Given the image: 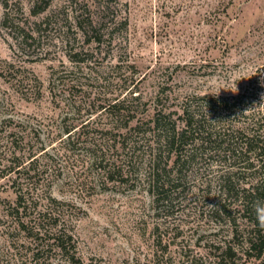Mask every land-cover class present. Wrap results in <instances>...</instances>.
<instances>
[{"label":"rangeland","instance_id":"374dc122","mask_svg":"<svg viewBox=\"0 0 264 264\" xmlns=\"http://www.w3.org/2000/svg\"><path fill=\"white\" fill-rule=\"evenodd\" d=\"M48 1L33 14L36 0H0L1 167L13 158L10 132L26 137V145L18 143L23 154L42 146L53 154L70 126L107 129L100 106L130 89L143 99L164 89L172 108L193 94L246 90L264 104V0ZM89 13L111 18L101 47L84 43L78 19ZM75 105L82 109L74 112ZM73 157L49 191L71 205L67 225L82 264H220V246L241 240L213 207L215 185L191 177L179 208L158 206L142 182H105L92 156L76 150ZM14 177L0 170V264H21L11 257L22 251L12 248L5 210L16 197ZM237 221V235L244 234L245 221Z\"/></svg>","mask_w":264,"mask_h":264},{"label":"trees","instance_id":"16d2710c","mask_svg":"<svg viewBox=\"0 0 264 264\" xmlns=\"http://www.w3.org/2000/svg\"><path fill=\"white\" fill-rule=\"evenodd\" d=\"M48 4V0H36L40 9L33 14ZM79 18L78 25L87 37L84 43L101 47L103 40H110L111 18L101 21L90 13ZM28 36L32 38L27 33L24 39ZM76 55L71 59L80 60ZM135 92L130 89L122 99H109L100 106L109 120L107 129H65L66 136L58 138L61 147L53 154L42 146L39 150L28 148L24 155V147L18 143L26 145V137L22 134L17 139V131L10 132L13 158L10 156V163L3 167L0 161V170L15 174L12 187L16 197L5 210L10 215L12 248L22 251L19 256L12 251L11 257L21 264L28 260L30 264H60L59 260L62 264H82L67 225L71 205L49 191L62 174V162L67 163L79 150L94 158L105 182L126 186L142 182L158 206L179 208L177 199L191 177L208 188L217 186L213 207L236 226L233 237L241 238L239 246H220L218 262L264 264V104L259 99L253 102L256 92L193 94L175 108L164 89L148 99ZM81 109L80 105L73 107L74 112ZM238 117L243 124H236ZM83 125L88 127V123ZM42 150L45 154L40 159L37 154ZM214 159L218 161L215 166ZM76 160L73 157V165ZM239 218L247 226L244 234L237 235ZM56 257L59 260L54 263Z\"/></svg>","mask_w":264,"mask_h":264}]
</instances>
